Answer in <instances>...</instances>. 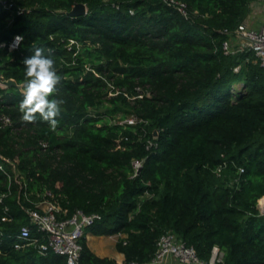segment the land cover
Here are the masks:
<instances>
[{
  "label": "trees",
  "instance_id": "1",
  "mask_svg": "<svg viewBox=\"0 0 264 264\" xmlns=\"http://www.w3.org/2000/svg\"><path fill=\"white\" fill-rule=\"evenodd\" d=\"M177 1L185 14L168 0H0V75L22 84L0 85V154L15 164L0 169V264H65L13 245L22 225L46 237L22 209L46 189L64 216L101 215L80 239L82 264H115L87 233H119L123 264H143L169 231L201 260L216 245L219 264H264V67L222 50L257 0ZM76 3L86 13L70 16ZM35 47L53 50L61 77L55 129L21 109Z\"/></svg>",
  "mask_w": 264,
  "mask_h": 264
},
{
  "label": "built area",
  "instance_id": "2",
  "mask_svg": "<svg viewBox=\"0 0 264 264\" xmlns=\"http://www.w3.org/2000/svg\"><path fill=\"white\" fill-rule=\"evenodd\" d=\"M176 2L179 5V10L185 14L184 4L177 0H168ZM264 9V0H257L251 3L250 11ZM23 9L18 8L17 12H22ZM227 38L222 42V50L224 54H236L239 52L252 51L256 60L264 67V21L259 28L250 26L245 18L232 31L224 30ZM19 35L15 34L8 43V50H13L18 45L13 46L14 38ZM21 36V35H20ZM0 46H4L1 43ZM138 121L134 115H130L120 123L133 124ZM155 135V134H154ZM151 144V142H149ZM119 147V146H117ZM3 162L8 163L13 171L15 164L10 159L0 154V169H3ZM141 160H132L134 173H138L141 167ZM242 168H240L241 170ZM4 194L0 195V202ZM30 206L22 205V209L27 214L29 222L38 232L43 233L46 237L43 241L32 236L29 226L22 225L13 235V245L15 248H21L26 244H35L37 252L46 254L52 251L57 255L65 258V264H82L80 254L82 245L80 239L84 235V229L91 226L101 219L99 213H84L80 210L72 212L68 216L66 210L62 209L58 202L53 198V192L50 189L38 197V199H28ZM259 208V207H258ZM262 208V207H260ZM7 210L4 208V211ZM62 214L60 217L58 214ZM2 221H6V217H1ZM1 236V233H0ZM168 258L180 264H219L222 261V252L214 245L211 249L210 257L207 261L198 258L193 246L187 245L174 232H166L159 236L156 242V250L150 259V264H162ZM128 264H140L136 261H131Z\"/></svg>",
  "mask_w": 264,
  "mask_h": 264
},
{
  "label": "clouds",
  "instance_id": "3",
  "mask_svg": "<svg viewBox=\"0 0 264 264\" xmlns=\"http://www.w3.org/2000/svg\"><path fill=\"white\" fill-rule=\"evenodd\" d=\"M22 40L23 37L17 35L13 46ZM23 64L27 77L23 84L21 101L24 118L33 121L39 113L40 117L49 123L50 128L55 129L56 117L60 114L64 101L53 95L61 79L55 68L53 50L35 47L33 53L23 60Z\"/></svg>",
  "mask_w": 264,
  "mask_h": 264
},
{
  "label": "crops",
  "instance_id": "4",
  "mask_svg": "<svg viewBox=\"0 0 264 264\" xmlns=\"http://www.w3.org/2000/svg\"><path fill=\"white\" fill-rule=\"evenodd\" d=\"M250 26L259 28L264 21V9L253 10L245 17ZM124 236V235H122ZM119 233L94 235L85 234L86 244L89 249L99 257H108L115 261V264L124 263V255L116 248V241L119 239ZM150 264V263H143ZM162 264H180L172 258H168Z\"/></svg>",
  "mask_w": 264,
  "mask_h": 264
},
{
  "label": "water",
  "instance_id": "5",
  "mask_svg": "<svg viewBox=\"0 0 264 264\" xmlns=\"http://www.w3.org/2000/svg\"><path fill=\"white\" fill-rule=\"evenodd\" d=\"M70 16L85 14L86 13V6L82 3H76L68 12ZM0 85L1 86H16L22 90V84H18L13 78L3 79L0 75ZM156 134L155 131H153ZM140 169H138L139 172ZM260 212L264 214V209L260 208Z\"/></svg>",
  "mask_w": 264,
  "mask_h": 264
},
{
  "label": "rangeland",
  "instance_id": "6",
  "mask_svg": "<svg viewBox=\"0 0 264 264\" xmlns=\"http://www.w3.org/2000/svg\"><path fill=\"white\" fill-rule=\"evenodd\" d=\"M264 199V197H262L261 199H259V203H258V207H259V210H260V207H261V202H262V200Z\"/></svg>",
  "mask_w": 264,
  "mask_h": 264
},
{
  "label": "bare ground",
  "instance_id": "7",
  "mask_svg": "<svg viewBox=\"0 0 264 264\" xmlns=\"http://www.w3.org/2000/svg\"><path fill=\"white\" fill-rule=\"evenodd\" d=\"M261 207L264 209V199L261 202Z\"/></svg>",
  "mask_w": 264,
  "mask_h": 264
}]
</instances>
